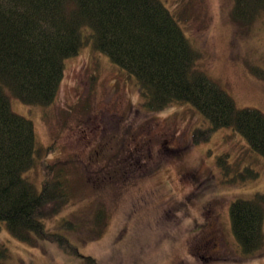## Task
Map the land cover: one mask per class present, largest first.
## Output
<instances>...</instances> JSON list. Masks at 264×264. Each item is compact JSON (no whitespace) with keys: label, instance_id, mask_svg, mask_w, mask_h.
<instances>
[{"label":"rangeland","instance_id":"1","mask_svg":"<svg viewBox=\"0 0 264 264\" xmlns=\"http://www.w3.org/2000/svg\"><path fill=\"white\" fill-rule=\"evenodd\" d=\"M161 1L175 19L187 6L188 20L177 22L201 54L196 68L237 108L264 114V74L251 71H264V13L247 29L232 20L233 0ZM81 33L91 36L88 27ZM58 88L47 106L25 104L5 91L12 111L32 121L36 143L53 146L34 155V166L23 176L40 190L41 163L72 158L74 181L81 176L87 185V197L66 206L54 224L46 223L55 226L63 216L83 223L81 232L57 229L71 237L81 256L49 240L29 245L0 221V241L8 249L4 264H86L85 256L93 264H264V247L243 257L232 233L230 203L264 193V157L238 131L221 127L194 143L192 131L209 125L202 113L180 102L147 110L135 77L90 39L64 60ZM100 206L108 223L100 237L88 240Z\"/></svg>","mask_w":264,"mask_h":264},{"label":"trees","instance_id":"2","mask_svg":"<svg viewBox=\"0 0 264 264\" xmlns=\"http://www.w3.org/2000/svg\"><path fill=\"white\" fill-rule=\"evenodd\" d=\"M231 16L241 28H249L264 13V0H233ZM187 21V6L177 12ZM177 19L161 0H0V221L12 236L29 245L49 240L73 256H81L69 234L86 226L63 216L55 217L76 198L84 199L87 188L74 181V160L42 162L41 189L23 176L40 156L53 148L37 144L31 120L12 111L9 94L25 104L50 105L57 96L64 60L78 54L90 39L135 77L142 106L165 110L173 103H190L209 122L192 131L194 143L210 139L221 127L233 128L253 151L264 157V114L235 101L204 71L196 68L200 52L192 48ZM83 27L91 36L81 33ZM256 73L262 72L251 68ZM219 165L225 166L223 158ZM227 169L228 168H224ZM235 181V176L233 182ZM232 233L243 257L257 255L264 247V193L237 198L230 203ZM108 213L95 210L88 240L98 238ZM0 241V264L8 249ZM85 263L95 259L85 256Z\"/></svg>","mask_w":264,"mask_h":264}]
</instances>
